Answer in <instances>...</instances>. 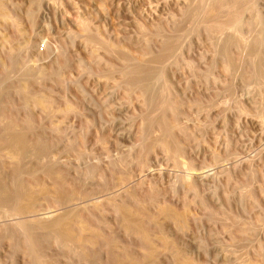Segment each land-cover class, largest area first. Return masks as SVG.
I'll use <instances>...</instances> for the list:
<instances>
[{"label": "rangeland", "instance_id": "rangeland-1", "mask_svg": "<svg viewBox=\"0 0 264 264\" xmlns=\"http://www.w3.org/2000/svg\"><path fill=\"white\" fill-rule=\"evenodd\" d=\"M1 1L4 5H7L5 8L8 16H17L15 21L8 20L5 24L0 22V44L4 45L5 49L9 47L8 42L10 41L16 48L17 56L19 54L21 56L18 59L22 61L25 59L24 61L29 65L36 63L47 70L57 66V56L60 53V48H64L67 55V63L61 69L65 80L64 85L59 87L49 80L42 82L43 88H48L53 96L52 105L54 111L50 116L45 118L38 108H32L30 112L34 115L31 114L34 119V131L36 129L37 132L45 133L44 135L48 139H53L56 135L57 137L55 136V138L58 140H55V146L59 149L63 145L59 141L57 133L62 132L63 140L66 136L71 140L80 136L86 149L97 157L104 154V147L106 150H109L108 153L110 155L116 156L123 150L137 145L138 142L141 143L143 141L145 143L144 140L149 137V141L148 139L146 140L147 144L142 142L143 147L146 148L145 150L151 153L148 154L149 156L147 155V161H149L148 169L144 172V176H136V181L134 182L136 185L140 184L141 181L145 182V188V186L147 187L145 184L150 181V178L160 181L158 183L160 195L158 200L160 202L157 201L159 204L157 205L156 203V207H150L153 216H156L157 222H160L158 224H161L160 227L162 228H160L162 233H159L158 228L156 227V229L154 228L155 225H152L154 238L158 240L155 247L156 264H175L172 257H170L168 249L159 240L161 235L166 236L173 243L176 250L190 259L188 264H264V251L260 253V256L258 255L259 251H256L260 245L264 249V126H262L264 125V88L260 87L261 83L264 85L262 82L264 81V77H262L261 81L259 76V73L262 72L263 74V69L261 72L255 71L254 77L258 76L255 78L258 82L253 80L254 77L249 81H245L243 76H241L242 78L239 77L240 73L244 75V72L247 71L244 67L247 65L246 63H249L247 66L248 70H250L253 65L255 66V62L257 61L252 56L251 61L253 62L250 63V49L247 48L248 50H246L247 46H244V42L245 45L249 44L252 36L251 41H253L256 36V31H254V35L252 34L255 28H258L257 32L259 34L261 32V48L264 52V0H254L253 16L256 21V23L254 21L256 27L252 22L255 28H252L253 25L251 24L248 27L249 29H247L250 31L253 29L251 36L246 28L238 29L242 42L244 39L243 44L240 43L238 48L245 47V49L238 50L235 46L228 47L229 54L233 53V58L235 56L237 60L239 59V61L235 59L236 63H242L238 67H236L237 64L235 65L239 72L235 68L230 75L224 74L221 66H219V63L223 60L220 54L221 47L225 41L224 34V36L218 34L219 36L209 39L196 21L186 22L185 26L183 23L180 28L174 25L173 20L175 19L172 18L178 19L180 11L183 9L182 0ZM212 2V0H202L201 9L203 11L204 9L207 10L208 7H211ZM200 15H202V11ZM83 24L88 25L94 34V39L91 45L89 44L90 46H86L83 42L85 39ZM158 24L164 31L163 33H174L178 38L179 41L177 40L175 52L179 51L181 62L179 60L178 67L168 64V62L171 63L173 60V55H171L170 60L167 59L168 61L166 60L159 64L158 76L156 75L153 79L154 86L163 90V97H168L169 93H171L170 91L173 89L182 96V99L187 104L192 103L193 99H197V97L198 99L202 98V101L204 99V102H208L211 98V101L215 100L214 104L219 103L215 104L210 112L208 111L207 120L205 117L199 118L195 116L193 112L190 114L191 112H189L188 107L184 110L187 112L182 114L179 120L185 127L187 126L186 128L192 134V138L190 137L187 141L178 138L177 143H182L181 145L178 144L179 147L181 146L180 152L182 155L180 153L181 156L179 154L176 155L175 164L172 162V159L171 161L167 155L168 158L163 154L164 152L160 153L161 149L158 147L157 140L164 138L162 128L164 129L166 123L161 124L158 131L155 125L153 128H150L154 124L152 120H154L155 116L156 118L159 117L160 111H151L149 119H145L147 123H144L142 110L138 100L134 97L135 95L130 96L129 102H124L123 91L116 89L117 87L113 84L119 77L118 65L122 61L116 54L107 55L100 47L101 41H108L114 44V46H118L136 56L142 48V42L139 40L140 27L148 31L158 26ZM24 41L31 48V51L28 54L26 53L27 57L25 52H23L25 51ZM249 45L251 46V44ZM149 47L152 52L157 51L158 41L152 40ZM235 48H237V51ZM90 49L94 50V56L91 54ZM244 56L245 59L242 60ZM240 60L245 63L240 62ZM107 66L113 67L110 73L106 72ZM254 66L253 68L257 69ZM240 67L244 69H241L243 70L242 72H240ZM157 77V82H155ZM227 83L229 89L228 86L224 85ZM258 85L259 88H257ZM222 88H227V92H225L226 90L223 92ZM232 88L233 92H230V94L232 93L230 95L228 92ZM261 91H263L262 95ZM13 99L14 97L12 96L11 103ZM15 100L16 98L13 102H15V107H17V101ZM66 106L71 107V109L69 107L72 110L68 113L69 115L65 113ZM22 111H13L18 120L22 119L25 114ZM73 114L75 116H72ZM111 117L114 120L113 123L105 125L106 121L112 119ZM149 122L152 125H149ZM201 123H207L206 126L209 128L205 130L206 126ZM200 126L204 129L200 130ZM56 127H58L57 131L59 130L57 133L55 132ZM145 127L146 130L144 129ZM151 129H153V132L155 130L158 133L155 135V132L153 133ZM150 131L152 134H150ZM138 135L142 137L139 141L136 140L139 137ZM151 135H155L156 139L158 138L155 143L153 142L154 136ZM100 139L106 143H101ZM101 144L105 146L103 147ZM104 157L105 155L101 156V158ZM178 158L179 160H177ZM173 166L177 167V169ZM187 166H189L190 170ZM191 166L192 168H190ZM221 170L225 171V173H222ZM183 171H186L185 173L189 174L188 178L190 177L189 179L195 182V186L197 187H194V189L196 188L194 191H196L197 195L195 192H188L184 187H180L181 184L174 178L175 173L180 175L182 172L181 175H184ZM249 171H252V175H249ZM226 172H228V176H225ZM174 180L178 184L174 183ZM133 184L129 186H134L135 184ZM247 191L250 192V197L246 196L245 192ZM240 193L245 194L246 197ZM140 194L143 195V193ZM162 205H169L177 213L185 214L184 227L176 226L171 220L159 214L157 206ZM49 216L52 217L53 215L48 213L40 215L43 218H49ZM108 216L110 217L107 218V221L109 222L110 220V228L114 231L113 233L120 241L119 243H122L121 241L127 242L124 245L131 246L132 248L130 247L129 251L131 253L133 251V254L141 251L136 246L134 240L126 238L117 229V222L114 217ZM234 221L236 223L232 224V226L231 222L233 223ZM238 224L243 225L241 227H247L246 232L249 230L250 233L243 232V235L244 233L247 234L244 237L241 232H237V228L240 227ZM247 224L251 229L248 228ZM251 230L253 231L252 233ZM240 236L243 237L241 238ZM127 240H130V245H127L129 244ZM0 247V264H10L9 262L11 261H14V264H23L22 256L19 253H15L16 255L14 253L10 254L6 243H1ZM52 249H50L51 252H56L55 247H52ZM118 251L119 249L116 252ZM138 253L137 255H140V252ZM100 254L102 255H100L102 264L111 263L109 256H107L108 254L104 250H101ZM12 255L15 256L12 257Z\"/></svg>", "mask_w": 264, "mask_h": 264}, {"label": "bare ground", "instance_id": "bare-ground-1", "mask_svg": "<svg viewBox=\"0 0 264 264\" xmlns=\"http://www.w3.org/2000/svg\"><path fill=\"white\" fill-rule=\"evenodd\" d=\"M212 1L211 7H208L209 9L207 8V10L204 9L203 11L201 9L202 0H182L183 9L181 8L182 10L180 11L178 19H172H177L176 21H173L174 25L176 27L179 26V28L183 23L185 26L189 22L196 21L209 39L219 35H225V41L221 47L220 54L222 55L223 60H221L222 62H220L221 65L219 63V66H221V70L224 74L230 75L232 74V70L238 67V65L241 66L242 63H236L235 59L237 60V58H235V56L233 58V53L231 55L229 54L228 47L235 46L238 48L240 43L243 44L244 39L242 42V37L239 36L238 29L246 28L247 30L252 22L254 23V0ZM6 6L7 5H4L0 0V22L4 24L7 23L8 20L15 21L17 19V16L15 15L8 16L6 14ZM201 11L202 15H200ZM254 24H252V28L254 27ZM82 27L85 33V39L83 42L86 46H90L94 39L93 31L91 32L89 26L86 24H83ZM257 29H252L253 33L251 32L252 30H247V32L249 31L250 36L251 33L254 35V31H256V36L253 41H251L253 36L250 38L252 43L249 41V44H251V46L249 44L245 45L244 42V46H247L246 50H248L247 48L250 49L249 60L251 61L252 56L257 59V63L254 59L255 66L253 65L257 69H254L252 66L253 69L251 68L252 70H248L247 65L249 63H246L247 67H244L247 71L245 70L246 72H244V75L242 73L239 75L238 73L239 77L243 76L245 81L251 80L254 77L256 70V72H261L263 69V74L262 72L259 73L261 81L262 77H264L262 76L264 75V52L261 48V32L259 34ZM163 32L164 31L159 24L148 31L147 29L140 27L139 40L142 42V48L136 56L118 46H114V44L108 41H101L100 47L107 55L116 54V56L122 61L121 63L119 62L120 64L118 63L119 71H117L119 72V77L113 84L117 87L114 86V88L123 91L124 102H129L131 99L130 96L135 95L134 97L138 100L142 110L141 113L144 121L146 118L149 119V113L151 111H160L159 117L156 118L155 116L156 119L154 118V120H152V123L154 124L152 125L151 122H149V125H152V127H149L153 128L155 125V128L157 127L158 131L161 124H164L165 122L166 126L164 129L162 128L164 138L162 140L157 138V140L155 135L158 132H155L154 130V133L152 131L153 129H151V131L155 135L151 136H154V143L157 140L161 152L159 149L157 150L160 153L164 152L163 154H165V156L167 155L170 160L172 159L173 161H171L175 164L176 155L179 153L181 154V146L179 147L178 144L181 145L182 143H177L178 138L183 139V141H187L190 137L192 138V134L186 128L187 126L185 127L180 123L181 121L179 120V117L187 112L184 110L188 107L189 112H191L190 114L193 112L195 113V116L199 118L205 117L206 119L207 113L209 115L211 108H214L216 103L214 104L215 100H212V102L210 100L211 98L209 99L210 101L208 100V102H204V99L202 101L201 97V99H198L197 97V99H193L194 101L192 103L187 104L185 103V100L182 99V96L176 93L173 89L170 91L171 93H169L168 97H163V90L154 86L153 79L157 75L158 65L169 59L171 55H173V60L171 63L168 62V64L178 67L177 65L180 60L179 51L175 52L178 38L174 33ZM152 40L158 41V49L156 48L157 51L155 52H152L149 47ZM24 42L25 51L23 52L28 54L31 51V48L26 41ZM8 43L9 47L7 49H5L6 47H4V45L0 44V244L3 242L4 244L6 243L8 247L7 250L9 249L10 251L7 252L10 254L19 253L20 256H22L23 264H102L101 250H104L105 253L108 254L107 256H109V259L111 260V263L109 262L110 264H156L157 259L155 247L158 240L154 238L152 225L154 224V228H158L156 229L159 233H162V231L160 230L161 224H158L159 221L157 222L156 216H153L150 207L154 208L153 206L156 207L157 201L160 202L158 200L160 196L158 192V183L160 181H157L158 179L153 180V178H148L150 181L145 184L147 185L145 188V182L141 181L140 184L137 185L134 182L136 181V176H144V172L148 169L149 161H147V155L150 152L148 153L145 150L146 148L143 147L144 142H138L135 146H129L130 148L127 147V150H123L118 155H113L115 156L113 157L112 154L110 155L108 153L109 150L105 149V145L103 146L106 142L100 139L101 143L104 142L101 144L104 147V154L101 156L103 157L105 155L104 158H101V156L97 157L94 153L86 149L83 145V139L80 136V138L77 137L76 139L71 140L65 135L66 137L63 140L62 132L57 133L59 131H57V128L60 127L58 126L55 129L56 131L53 130L58 134L59 141L62 142L63 146L61 149L56 148L55 140H58L55 138L56 135L54 136L53 134L55 138H53V140L48 139L44 135L45 133L42 134L41 132H37L36 129L34 131V115L30 111H32V108H38L45 118L53 113V96L48 88H43L42 82L49 80L56 86L60 87L64 85L65 80L62 76L61 69L64 68L67 63L65 49L60 48V53L57 56V66L47 70L36 63L29 65L24 61L25 59H23V61L18 59V57L21 58L20 54L17 56L16 48L13 43L10 41ZM245 47L242 48L245 49ZM237 48H235L236 51ZM240 49L238 48V50ZM90 52L94 56V50L90 49ZM244 59L245 56L242 60ZM242 60H240V62ZM237 61H239V59ZM242 62L245 63L244 61ZM252 62L253 61L250 63ZM242 67H240V70L244 68ZM112 70L113 67L107 66V73H110ZM235 70L238 71V68ZM163 76L165 77V75ZM205 77L207 78L206 75ZM256 77L258 76H255L253 80H255ZM157 79L158 77L155 82H157ZM256 82L254 83L256 84ZM262 82L264 83V81ZM162 85H160V87H162ZM224 85L228 86V83ZM260 87L264 88V85L261 83ZM257 88H259V85ZM224 90L227 92V88L223 89V92ZM232 90L233 88L231 91L229 90L228 93L230 94V92H233ZM263 91L260 92L261 95L264 93ZM10 96H13L14 99L16 98L15 101H17V107H15V102H13L14 99L11 103ZM66 107L68 110L66 108L65 113L68 114L72 110H70V106ZM215 109L217 110V108ZM19 110H23L25 114L22 119L18 120V117L14 115L13 111L18 112ZM72 116L75 115L73 114ZM113 121L112 118L109 121H106L105 125H109L113 123ZM144 123L147 122L145 121ZM206 124H204V126H206ZM201 126L199 127L200 130L204 129L201 128ZM206 128L209 127L206 126L205 130ZM144 129L146 130V127ZM151 131L150 134H152ZM141 138L140 135L136 140L139 141ZM146 140H144L145 143ZM146 146L148 147V145ZM182 148L184 147L182 146ZM214 159L216 160V158ZM177 160H179V158ZM187 167L189 169V166ZM174 168L177 169V167ZM190 168H192V166ZM185 172L183 171L184 175H181L182 172L180 175L175 173L174 178L181 184L180 187H184L188 192L196 193V191H194L196 189H194V187H197L195 186V182H193L192 179H189V174ZM251 172H248L249 175H252ZM222 173H225V171H222ZM227 173L228 172H226L225 176ZM177 182L174 180V183ZM132 183L135 185L133 184L134 186H129ZM140 193H143V195ZM245 193L246 196L250 197L249 191ZM241 195L245 196V194ZM158 204L159 203H157V205ZM168 206H157L158 213L171 220L176 226L184 227L185 214L177 213L171 208V206ZM44 213L52 214L53 216L50 217V215L49 218L40 217V215ZM108 215L114 217L117 223L114 219L113 221L117 224V229L120 230L126 238H130L136 242V246L141 250L138 251L140 252V255H137L139 254L138 252L133 254L132 251L131 253L129 251L131 246H125L127 242L125 243L121 241L122 243H119L120 241L114 235V231L110 228V220L108 219L109 222L107 221V218L110 217ZM234 220L238 222L236 219ZM235 221L233 223L231 222V225H234V223H236ZM241 226L243 225H240V227L238 226L239 228L236 226L238 229L236 230L243 235V232H246L247 227L245 228ZM229 227L231 228V226ZM248 228H250V226ZM248 232L250 233L249 230ZM252 232L253 231L251 230V233ZM246 233H244V235ZM243 236L240 237L242 238ZM159 240L163 246L168 249L169 254L171 255L170 257H172L175 264L189 263L190 259L185 257L180 251L176 250L173 243L170 242L166 236L161 235ZM127 245H130V242ZM52 247L56 248V252H51L50 249H52ZM118 249L119 251L116 252ZM257 249L258 250L256 251H259V253H257L260 256V253L264 251L263 246L260 245ZM15 255H12V257ZM13 262L14 261H11L9 263L14 264Z\"/></svg>", "mask_w": 264, "mask_h": 264}]
</instances>
